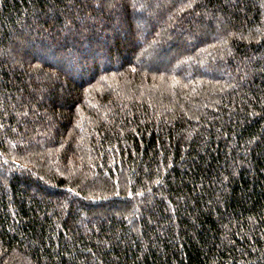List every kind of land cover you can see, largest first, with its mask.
Segmentation results:
<instances>
[{"label": "trees", "instance_id": "1", "mask_svg": "<svg viewBox=\"0 0 264 264\" xmlns=\"http://www.w3.org/2000/svg\"><path fill=\"white\" fill-rule=\"evenodd\" d=\"M0 264H264V0H0Z\"/></svg>", "mask_w": 264, "mask_h": 264}]
</instances>
